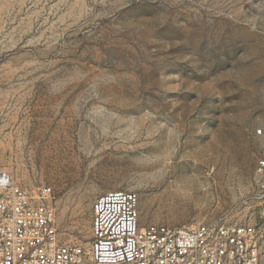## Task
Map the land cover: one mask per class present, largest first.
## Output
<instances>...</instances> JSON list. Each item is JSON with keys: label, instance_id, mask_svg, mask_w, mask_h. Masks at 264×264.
<instances>
[{"label": "rangeland", "instance_id": "rangeland-1", "mask_svg": "<svg viewBox=\"0 0 264 264\" xmlns=\"http://www.w3.org/2000/svg\"><path fill=\"white\" fill-rule=\"evenodd\" d=\"M263 112L264 0H0V170L62 242L112 190L142 226L252 216Z\"/></svg>", "mask_w": 264, "mask_h": 264}, {"label": "built area", "instance_id": "built-area-1", "mask_svg": "<svg viewBox=\"0 0 264 264\" xmlns=\"http://www.w3.org/2000/svg\"><path fill=\"white\" fill-rule=\"evenodd\" d=\"M254 134L264 141V112ZM52 194L0 170V264H264V144L254 167L256 211L235 223L142 226L137 194L112 190L94 201L83 246L61 241Z\"/></svg>", "mask_w": 264, "mask_h": 264}, {"label": "bare ground", "instance_id": "bare-ground-1", "mask_svg": "<svg viewBox=\"0 0 264 264\" xmlns=\"http://www.w3.org/2000/svg\"><path fill=\"white\" fill-rule=\"evenodd\" d=\"M187 178H188V177H187ZM187 178H186V179H187ZM195 180H196V179H193V177H192V178L188 179L187 182H189V183L191 184V183L196 182ZM196 183H197V182H196Z\"/></svg>", "mask_w": 264, "mask_h": 264}]
</instances>
